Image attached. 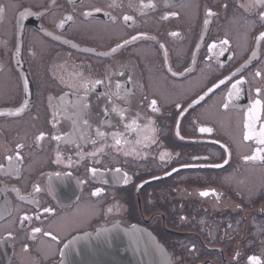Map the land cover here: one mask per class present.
Masks as SVG:
<instances>
[{"label": "flooded vegetation", "instance_id": "flooded-vegetation-1", "mask_svg": "<svg viewBox=\"0 0 264 264\" xmlns=\"http://www.w3.org/2000/svg\"><path fill=\"white\" fill-rule=\"evenodd\" d=\"M262 132L264 0H0V264H264Z\"/></svg>", "mask_w": 264, "mask_h": 264}, {"label": "water", "instance_id": "water-1", "mask_svg": "<svg viewBox=\"0 0 264 264\" xmlns=\"http://www.w3.org/2000/svg\"><path fill=\"white\" fill-rule=\"evenodd\" d=\"M97 237L118 239L120 256L116 264H171L168 255L157 243L155 237L143 228H115L100 232ZM79 263L78 258H66L63 264Z\"/></svg>", "mask_w": 264, "mask_h": 264}, {"label": "snow or ice", "instance_id": "snow-or-ice-1", "mask_svg": "<svg viewBox=\"0 0 264 264\" xmlns=\"http://www.w3.org/2000/svg\"><path fill=\"white\" fill-rule=\"evenodd\" d=\"M149 6H150V5H149ZM209 14H211V13H209ZM126 19H127V17H126ZM173 35H175V34H173ZM224 43H227V41H224ZM257 104H259V101H257ZM153 105H155V102H153ZM201 131H202V132H203V131H210V129H201ZM262 136H264V132H262ZM245 138L248 139L249 137H245ZM117 142H119V141H117ZM260 143H261V144H264V139H261V140H260ZM162 158H163V157H162ZM255 158H256V157H252V159H255ZM117 171H119V170H117ZM94 195H95V193H94ZM200 195H201V196H208L209 193H208V192H201ZM25 219H27V218H25ZM35 231H36V232H39L40 229L37 228V229H35ZM253 264H258V261H256L255 258H253Z\"/></svg>", "mask_w": 264, "mask_h": 264}]
</instances>
